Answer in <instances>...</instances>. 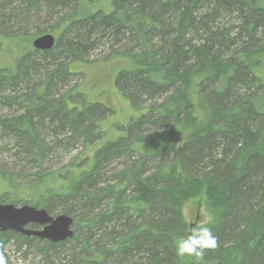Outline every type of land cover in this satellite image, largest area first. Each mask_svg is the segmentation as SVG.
<instances>
[{
	"label": "trees",
	"instance_id": "obj_1",
	"mask_svg": "<svg viewBox=\"0 0 264 264\" xmlns=\"http://www.w3.org/2000/svg\"><path fill=\"white\" fill-rule=\"evenodd\" d=\"M82 5L0 0V203L73 218L58 242L0 231L7 264L9 249L32 264H264V0ZM45 15L60 32L39 50ZM121 45L136 67L114 85L131 115L105 138L109 107L71 80L91 50ZM202 186L219 247L181 261L183 203Z\"/></svg>",
	"mask_w": 264,
	"mask_h": 264
},
{
	"label": "rangeland",
	"instance_id": "obj_2",
	"mask_svg": "<svg viewBox=\"0 0 264 264\" xmlns=\"http://www.w3.org/2000/svg\"><path fill=\"white\" fill-rule=\"evenodd\" d=\"M82 5V12L91 11H111L112 0H79ZM57 17L46 15L40 18L37 26L39 29L31 30V33H35L37 30H45L41 33H52L54 36L59 32L53 31L51 27L55 24ZM49 29V30H48ZM55 33V34H54ZM30 36V35H29ZM35 37H32L33 40ZM56 39V38H55ZM31 40V42H32ZM102 46L99 49L91 50L89 56H84L85 60L75 64L76 74L73 75L71 85H75V90L83 92L88 95L89 99H96L105 102L109 107V112L100 119L101 127L107 132L102 134V137L109 136L114 131V125L120 123V120H124L131 115V109L126 99L121 97L117 92L114 85V77L121 70H132L136 67V64L130 56L125 54L127 50L126 45L120 47L115 46V49L111 51V55H108V48L103 49ZM119 51L116 52L115 51ZM8 49H4V62L11 61L17 56V51L12 48L9 53H6ZM261 72L264 75V65L261 68ZM111 129V130H110ZM1 144V141H0ZM76 152V151H73ZM66 153L62 156V158ZM7 155L2 154L0 158ZM7 159V158H6ZM8 160V159H7ZM214 192L209 191L206 186H202L199 193L195 196L187 198L182 207V214L188 223V234L190 230L197 225L204 224L211 219V214L205 211V206L210 204L213 200ZM9 264H32L35 263L30 259L22 261L20 254L14 252L13 249H9ZM30 258V257H29Z\"/></svg>",
	"mask_w": 264,
	"mask_h": 264
},
{
	"label": "water",
	"instance_id": "obj_3",
	"mask_svg": "<svg viewBox=\"0 0 264 264\" xmlns=\"http://www.w3.org/2000/svg\"><path fill=\"white\" fill-rule=\"evenodd\" d=\"M52 33H42L32 40V46L48 50L55 45ZM34 224L38 227H29ZM12 230L50 242H58L73 236V218L65 213L50 214L44 208L33 205L15 206L0 203V231Z\"/></svg>",
	"mask_w": 264,
	"mask_h": 264
},
{
	"label": "clouds",
	"instance_id": "obj_4",
	"mask_svg": "<svg viewBox=\"0 0 264 264\" xmlns=\"http://www.w3.org/2000/svg\"><path fill=\"white\" fill-rule=\"evenodd\" d=\"M175 254L183 261L190 258L194 261L203 260L206 252H214L219 247L218 238L213 234L210 227L205 224L197 225L190 230L186 237L174 240ZM0 264H7V260L0 252Z\"/></svg>",
	"mask_w": 264,
	"mask_h": 264
},
{
	"label": "bare ground",
	"instance_id": "obj_5",
	"mask_svg": "<svg viewBox=\"0 0 264 264\" xmlns=\"http://www.w3.org/2000/svg\"><path fill=\"white\" fill-rule=\"evenodd\" d=\"M41 84V83H40ZM42 87V86H41Z\"/></svg>",
	"mask_w": 264,
	"mask_h": 264
}]
</instances>
